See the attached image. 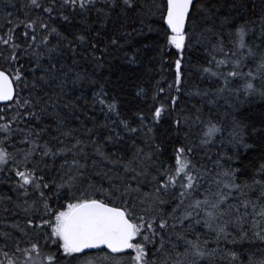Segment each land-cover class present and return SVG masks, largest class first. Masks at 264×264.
<instances>
[{
    "label": "snow or ice",
    "instance_id": "6c2138e0",
    "mask_svg": "<svg viewBox=\"0 0 264 264\" xmlns=\"http://www.w3.org/2000/svg\"><path fill=\"white\" fill-rule=\"evenodd\" d=\"M8 7L0 24V172L7 170L15 199L0 195L8 214L0 218V264H264V248H229L237 244L233 233L241 240L248 237L249 222L252 235L264 244V162L249 182L241 179L246 168L230 166L233 156L208 155L218 140L238 159L240 149L264 153V115L251 124L234 119L225 140L223 125L202 119L201 109L187 115L178 106L193 68L214 78L217 97L264 100V17L257 45L250 42L251 21L231 25L224 17L221 27L231 29L226 37L200 28V0H23L19 7L11 5L15 16ZM128 12H136L141 24L151 18L158 25L148 30L163 39L155 48L161 80L165 64L172 80L166 88L161 80L150 88L138 83L136 97L143 107L121 118L107 78L97 79L96 73L109 66L113 51L124 49L119 36L101 46V30L113 13ZM77 17L82 29L65 34L54 26L73 25ZM94 23L99 29L89 35ZM208 45L204 63L190 65L189 54ZM139 51H123V57L137 64ZM173 54L174 59H165ZM70 76L73 85L93 88L90 101L83 94L76 100L98 106L106 120L116 117L93 127L80 122L95 154L117 168L94 173L107 180V187L92 179L89 168L97 161L88 164V144L74 135L80 129L65 130V118L49 111L60 105ZM53 81L59 93L46 91ZM70 106L81 107L63 104ZM49 116H55L53 124L44 123ZM88 119L95 121V116ZM98 127L109 129L106 143L130 140L131 155L105 152L91 139ZM198 150L212 160V168L200 163ZM21 213L23 224L9 219Z\"/></svg>",
    "mask_w": 264,
    "mask_h": 264
},
{
    "label": "trees",
    "instance_id": "16d2710c",
    "mask_svg": "<svg viewBox=\"0 0 264 264\" xmlns=\"http://www.w3.org/2000/svg\"><path fill=\"white\" fill-rule=\"evenodd\" d=\"M141 2L143 3L144 0H141ZM200 2L203 4V10L197 17V23L200 28H211L215 32L222 31L226 37L228 31L231 29L228 27H221V21L224 17H229L231 25H239L245 21H251L253 23L249 25V28L251 29L249 35L252 37L250 42L257 45L261 44L260 27L261 18L264 17V0H200ZM22 3L23 0H0V24L3 23L5 4L9 5L6 10L12 11L15 16L16 9L12 8L11 5L19 7ZM22 18L23 17L21 16V19ZM73 25L57 22L54 26L59 27L65 34L84 27V25L80 23L79 17L73 21ZM149 25L153 28L158 26L156 23H153L151 18L145 19L144 23L141 24L140 18L136 12H128L127 14L121 13L119 15L113 13L107 25L101 30V35L104 37L101 46H103V43L107 42L108 37L112 36H119L120 43L124 44V49L122 51H113V54L109 57L111 72L109 71V66H106L104 69H101L96 73L97 79L107 78L105 86L110 94L115 95L118 98L121 118H128L131 115V112L137 107H143L141 100L136 97V85L138 83L142 86L150 88L157 80H161L160 58L155 48L156 43H163V39L157 32H150L148 30ZM97 29H99V24H92L88 34L95 35V30ZM52 43H56V40L53 39ZM211 43H215V37L211 38ZM145 45H150V47H145ZM205 47L210 48V45L198 46L196 51L189 54L191 57L190 65H199L204 63L207 55ZM136 49L140 50L137 58L138 63L130 65L123 57V51L131 53ZM99 54V52L96 53V55ZM174 58V54L171 57H165L166 60ZM222 58L223 57L221 56H217V59ZM86 67H90V65H86ZM164 68V79L161 80V86L166 88L167 83L172 80V75L167 64H165ZM213 79L214 78H208L206 75L198 73L195 68H193L191 75L184 81V93L180 96L178 106L179 108L184 109L185 114L187 115H194L196 113V109H201L202 119L207 120L211 117L214 122L223 125L225 129L224 139L227 140L228 132L232 130V121L234 119L248 124H251L254 121H259L260 117L264 115V100L260 99L258 96L254 98H246L243 95H241L239 99L235 96L227 95L223 98L217 97L213 93L215 86ZM57 82L58 81H53L46 91H49L50 93H59L60 89L56 87ZM92 91L93 88L86 85H73L71 83L70 76L69 83H67L63 89L60 105L55 110L50 108L49 111H58L60 115L65 118V130L69 128L80 129V132L74 133V135L78 134L80 138L84 139L85 143L88 144L85 148V151L89 154L88 164L91 166L93 159L97 161V165L95 167L89 168V172L93 174L92 179L97 184L103 183L104 187H107V180L102 177L95 176L94 173L98 171H107L109 168H112L113 172H115L117 168L113 167V165L109 164L107 161L101 160V158L95 154L93 146L88 143V137L80 127V122L84 121L87 127H93L94 123L96 125L108 123L109 120L116 119V117L110 116L108 120H106L103 113L100 112L98 106L93 108L90 104L85 105L83 99L76 100V97L83 94V96L90 101ZM198 91L201 93L208 92L209 94L207 96L195 95L194 93ZM188 93L193 94L189 95ZM26 94L27 93H25V95ZM69 102H75L81 105V107L75 110H73L71 106L64 108L63 104ZM91 116H95V121L88 119V117ZM76 117H79V120H77ZM54 120L55 116H49L45 119L44 123L53 124ZM110 127L115 126L110 125ZM52 134L55 135L54 127ZM107 135H109V129L98 127L91 139H95L98 144L103 145L105 152H112L117 155L120 153H125L126 156L131 155L133 149L131 148L130 140H126L124 144H110L105 142V137ZM137 143L139 144V141H137ZM229 149V145L221 148L218 140L216 144L208 150V155L212 159H215L216 153L219 152H226L227 155L233 156V161L230 166L241 170H245L246 168L247 174L242 176L241 179L249 180L250 182L251 174L257 170V167L261 162H264V153L259 151L246 152L244 149H240L241 156L238 159L233 155L235 150ZM202 157H204V152L198 150L197 159L200 160V163L206 164L209 168H212V160L206 157L201 159ZM59 163L60 161L57 160V164ZM227 166L229 165H225V167ZM11 187L12 185L8 180L7 170L5 169L4 172H0V195H11L13 196V199H15L13 192L10 190ZM7 215L8 214L3 211V206H0V218H4ZM9 219H15L23 224V213L15 217H9ZM255 230L258 231L259 229ZM229 231H231V229ZM252 231L251 222H249V235L247 238L241 240L239 237L235 236V233H233V236L237 240V244L235 247H232L229 244V248L237 252H254L258 249L264 248V244L252 235ZM208 239L211 241L214 238L208 237ZM231 239L232 237L229 238V240ZM211 247H216V245L211 244ZM220 247L224 248L225 242L221 241Z\"/></svg>",
    "mask_w": 264,
    "mask_h": 264
}]
</instances>
